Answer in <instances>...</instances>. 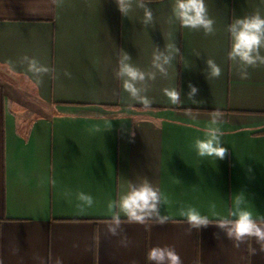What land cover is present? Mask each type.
I'll use <instances>...</instances> for the list:
<instances>
[{"label": "crops", "instance_id": "0c3cea01", "mask_svg": "<svg viewBox=\"0 0 264 264\" xmlns=\"http://www.w3.org/2000/svg\"><path fill=\"white\" fill-rule=\"evenodd\" d=\"M205 2L215 21L210 36L170 25L172 0H153L154 28L142 26L138 8L122 16L115 0H0V264H54L57 257L63 264H148L154 246L174 247L183 264H264V253L236 249L223 233L216 239L214 226L189 233L179 215L194 207L212 220L226 217L243 190L250 210L264 217V66L241 79L226 31L235 17L264 15V3ZM173 41L182 55L167 77L148 82L153 103L145 108L114 75L120 49L152 71L155 46ZM24 56L54 73L36 84ZM206 58L221 67L220 78L206 79ZM189 82L202 103L187 99ZM173 87L180 103L164 94ZM214 111L228 149L222 160L193 148ZM145 179L161 192L170 221L126 222L130 244L121 247L104 231L107 204L129 181ZM80 191L95 201L84 214L76 209Z\"/></svg>", "mask_w": 264, "mask_h": 264}, {"label": "clouds", "instance_id": "9594fccd", "mask_svg": "<svg viewBox=\"0 0 264 264\" xmlns=\"http://www.w3.org/2000/svg\"><path fill=\"white\" fill-rule=\"evenodd\" d=\"M64 0H52L54 5L63 4ZM153 0H115L118 10L122 16L127 17L134 7L142 11L141 24L144 28L155 27V16L152 7ZM264 3V0H261ZM170 25L179 24L180 28L203 32L205 36L215 34V21L209 16L205 0H172L171 15L168 18ZM226 31L230 38V50L228 59L236 66L237 73L241 79L249 76L248 69L264 66V15L259 10L235 17L227 24ZM182 53L180 48L173 42L165 43L163 50L155 46L152 59V71H144L132 62V57L124 49H120L115 77L121 82V87L129 98L145 108L150 107L153 100L146 94L149 88L148 82L155 81L157 74L162 77L168 76V68L172 67L174 61ZM197 57L200 53H195ZM21 64L26 65V72L31 73L35 83L43 82L45 75L54 73V69L41 64L35 57L24 56ZM185 67H188L185 65ZM66 76L71 74L65 72ZM204 75L207 80L218 79L222 75L221 67L211 58H206V69ZM55 78V77H54ZM189 92L187 99L193 103H202L195 99L198 88L191 82L188 84ZM164 94L171 103H180L181 92L177 87L165 88ZM222 117L218 111H214L204 138H197L193 148L201 158L224 159L228 149L222 146L224 132L220 125ZM55 186V179L51 180ZM66 198H71L73 193L67 190L63 193ZM76 209L78 214H84L87 209L95 203L92 195L83 191L75 193ZM163 197L157 187L147 179L140 183L129 181L128 190L116 200H109L107 204L108 221L104 225L105 234L110 237H119L121 247H128L130 240L126 235L124 224L146 225L149 221L163 226L170 221V217L161 213ZM179 215L185 218L188 225L187 231L193 229L200 231L202 228L214 226L218 229L214 235L216 239L221 237L220 233L239 249L242 245L249 246L250 252L264 253V217L258 218L249 208V199L243 190L233 194L232 208L226 217L215 220L207 215L201 214L194 207L181 208ZM213 215H216L213 213ZM250 242L258 245L257 248L250 247ZM74 247L78 245L74 244ZM38 259H40L38 257ZM148 264H183L182 258L172 246H154L146 253ZM54 264H63L61 258H55ZM135 264V262H133Z\"/></svg>", "mask_w": 264, "mask_h": 264}]
</instances>
